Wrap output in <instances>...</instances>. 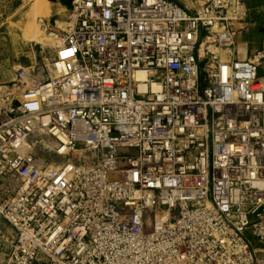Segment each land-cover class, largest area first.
I'll list each match as a JSON object with an SVG mask.
<instances>
[{"label":"built area","instance_id":"built-area-1","mask_svg":"<svg viewBox=\"0 0 264 264\" xmlns=\"http://www.w3.org/2000/svg\"><path fill=\"white\" fill-rule=\"evenodd\" d=\"M247 1L71 0L43 21L51 78L0 88V264H264V53L218 52Z\"/></svg>","mask_w":264,"mask_h":264},{"label":"rangeland","instance_id":"rangeland-1","mask_svg":"<svg viewBox=\"0 0 264 264\" xmlns=\"http://www.w3.org/2000/svg\"><path fill=\"white\" fill-rule=\"evenodd\" d=\"M191 7L198 8L206 0H188ZM41 0H0V51L7 50V57H0V68L11 70L17 59L27 68L28 88H33L51 78L47 66L56 57L57 46L54 37L46 38L41 32L39 20L44 18L39 13L36 3ZM36 5V6H35ZM33 56L36 58L33 59ZM32 59V64L29 59ZM20 69V66L17 68ZM10 83H0V88ZM33 140H30V144ZM50 144L44 146L39 143L37 161L41 162L47 157L45 150L50 149ZM72 160H78V153L72 155ZM56 161V160H55ZM15 237L13 229L3 220H0V250L2 260L10 251V242Z\"/></svg>","mask_w":264,"mask_h":264},{"label":"crops","instance_id":"crops-1","mask_svg":"<svg viewBox=\"0 0 264 264\" xmlns=\"http://www.w3.org/2000/svg\"><path fill=\"white\" fill-rule=\"evenodd\" d=\"M177 2L181 7L193 13L194 9L188 0H172ZM37 5V6H36ZM39 13H43L44 18H41V31L43 30V21L54 24L65 20L67 12L71 7V0H61L60 3L48 2L41 10L39 3H36ZM235 41L236 45L228 52L220 51L222 58L229 60H248L253 58L257 53H264V0H249L243 5V17L235 24ZM45 35L46 38L50 35ZM49 39V38H48ZM7 50L0 51V57H7ZM37 57L33 56V59ZM35 60V59H34ZM17 62L11 70L0 68V83H12L18 78V66L23 67L25 64ZM203 64L202 59L200 60ZM32 64V59H29ZM260 77L264 78V60L259 68Z\"/></svg>","mask_w":264,"mask_h":264},{"label":"bare ground","instance_id":"bare-ground-1","mask_svg":"<svg viewBox=\"0 0 264 264\" xmlns=\"http://www.w3.org/2000/svg\"><path fill=\"white\" fill-rule=\"evenodd\" d=\"M49 2V0H41V2H40V7H41V10H42V8L44 7L43 5H46L47 3ZM51 2V1H50ZM42 32V34H45L46 33V35L48 34L46 31H44V30H42L41 31ZM49 35V34H48ZM51 36V35H50ZM51 37H54V36H51ZM55 38V40H56V43H59L60 42V39L59 38H56V37H54ZM52 39V38H51ZM59 39V40H58ZM220 51H225V50H219L218 52H220ZM225 52H228V51H225ZM48 142H45L44 143V145L45 144H47ZM34 148H36V147H34ZM36 153H37V156H38V150H36ZM37 158V157H36Z\"/></svg>","mask_w":264,"mask_h":264}]
</instances>
